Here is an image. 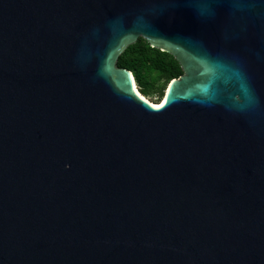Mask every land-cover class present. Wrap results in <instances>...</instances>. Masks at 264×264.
I'll return each instance as SVG.
<instances>
[{
  "label": "water",
  "instance_id": "water-1",
  "mask_svg": "<svg viewBox=\"0 0 264 264\" xmlns=\"http://www.w3.org/2000/svg\"><path fill=\"white\" fill-rule=\"evenodd\" d=\"M0 264H264V0H0Z\"/></svg>",
  "mask_w": 264,
  "mask_h": 264
},
{
  "label": "trees",
  "instance_id": "trees-1",
  "mask_svg": "<svg viewBox=\"0 0 264 264\" xmlns=\"http://www.w3.org/2000/svg\"><path fill=\"white\" fill-rule=\"evenodd\" d=\"M118 66L133 73L142 95L158 94L160 98L167 85L183 74L180 63L172 54L152 47L144 38H139L120 55Z\"/></svg>",
  "mask_w": 264,
  "mask_h": 264
},
{
  "label": "clouds",
  "instance_id": "clouds-1",
  "mask_svg": "<svg viewBox=\"0 0 264 264\" xmlns=\"http://www.w3.org/2000/svg\"><path fill=\"white\" fill-rule=\"evenodd\" d=\"M237 79L240 82L246 83L245 75L241 69H237L236 71ZM246 95V101L244 104L239 105L240 110H244L248 107L254 106L258 103L257 97L252 93L251 89L248 87Z\"/></svg>",
  "mask_w": 264,
  "mask_h": 264
},
{
  "label": "rangeland",
  "instance_id": "rangeland-1",
  "mask_svg": "<svg viewBox=\"0 0 264 264\" xmlns=\"http://www.w3.org/2000/svg\"><path fill=\"white\" fill-rule=\"evenodd\" d=\"M169 84H170V83H169ZM167 89H168V85H167ZM167 89H166V91H167ZM166 91H165V93H166ZM164 96H165V94H164ZM164 96H163V97H164ZM163 97L160 98L158 94H155V95H152V96H146V98H147L148 100H150L152 103H159V102H162V101H163Z\"/></svg>",
  "mask_w": 264,
  "mask_h": 264
},
{
  "label": "snow or ice",
  "instance_id": "snow-or-ice-1",
  "mask_svg": "<svg viewBox=\"0 0 264 264\" xmlns=\"http://www.w3.org/2000/svg\"><path fill=\"white\" fill-rule=\"evenodd\" d=\"M204 11H207V8H205ZM235 76L237 77L236 73H235ZM241 87L243 88L244 92L247 93L248 85L246 83L241 82Z\"/></svg>",
  "mask_w": 264,
  "mask_h": 264
},
{
  "label": "bare ground",
  "instance_id": "bare-ground-1",
  "mask_svg": "<svg viewBox=\"0 0 264 264\" xmlns=\"http://www.w3.org/2000/svg\"><path fill=\"white\" fill-rule=\"evenodd\" d=\"M165 101H166V98H165V96H164V98H163V101L162 102H159V103H153L155 106H161L162 104H164L165 103Z\"/></svg>",
  "mask_w": 264,
  "mask_h": 264
}]
</instances>
